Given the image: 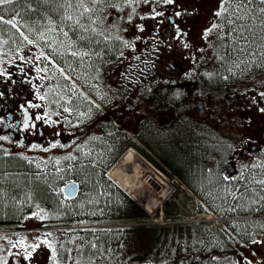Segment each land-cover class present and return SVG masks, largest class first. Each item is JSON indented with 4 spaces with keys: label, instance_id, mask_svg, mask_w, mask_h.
<instances>
[{
    "label": "flooded vegetation",
    "instance_id": "flooded-vegetation-1",
    "mask_svg": "<svg viewBox=\"0 0 264 264\" xmlns=\"http://www.w3.org/2000/svg\"><path fill=\"white\" fill-rule=\"evenodd\" d=\"M73 12L74 10L68 11L70 14ZM175 17L176 26L165 24L166 21H164L163 28L171 32L172 29H176L180 19L178 15ZM128 44V37L109 34L105 27L103 31L91 32L89 36L86 33H76V48L88 46L94 51L101 52L95 57L99 56L102 62L109 65L106 72L98 75L88 87L89 95L93 99L87 102L92 106L90 108L84 99L72 100L66 107L63 100L58 101L49 92L46 93L38 87L41 83L40 74L35 76L32 71L29 72L32 60L27 59L25 55L21 57L22 64L13 60L17 66V76L22 81L21 83L10 81L13 76L8 70L9 61H3L8 76L4 77L0 73V80L4 79L6 84V87L0 86V137H6V139H0V150L3 151L5 157H25L30 162L46 163L48 167L46 171L53 170L54 164L65 165L67 161L74 162L76 168L90 165L104 171L130 144L136 145L142 152L145 149L152 152L143 141L146 128L172 126V129H175L173 139L179 136L181 130L192 129L196 131L197 138L194 144L201 146L202 150L204 147L207 149L219 145V155L223 156L219 181L226 187L225 195L205 197L206 204L215 208L221 206L225 196H229L234 185V182L232 184L226 182L243 175L244 179L239 184L241 194L239 204L243 207L254 206L255 203L244 201V197L250 191L264 189V110L254 112L255 117H252L249 125L250 131L245 133L244 137L235 138L238 135V131L235 130L239 125L237 122H230L226 125V129H223V122L215 124L211 121L212 103L207 99L206 94L203 96L206 91L199 89L200 77L195 74L198 68L196 59H191L190 63L185 64L182 54L178 55L179 59L174 56L172 59L164 60L165 54L163 53L161 59H158L161 67L159 71L156 67L158 72L153 76L166 81L157 82L156 86L168 88L164 90V93L168 94L172 101L177 100L179 104L177 107L173 106L159 111L158 120H154L144 113L145 100L149 98L156 101L158 91L152 89L146 93L143 73L139 71L133 75L125 73V68L128 69L127 60L140 55V52L130 55L125 51ZM201 44L197 43V46ZM166 51L171 52L172 50L167 49ZM165 67L170 68L171 71L168 72ZM34 105H39V107ZM187 108L190 109L191 114H195L192 113L193 109L195 112L199 110L202 119L188 114ZM37 116L42 118L36 119ZM211 136L214 138L217 136L220 143L218 144ZM187 137L189 136L184 137L186 141H188ZM98 139L106 140L111 145L110 152L101 160L98 159V155L107 145H102ZM188 143L194 145L192 141ZM226 143L229 144L226 145ZM97 145L103 146L99 153ZM86 148L89 150V156L84 153ZM225 150H227L226 153ZM211 169L213 167L208 165L207 170ZM110 171L108 175L113 179ZM43 173L45 172H31L32 175ZM73 175L81 185L82 181L74 171ZM52 192L59 199L62 198L58 190L53 189ZM33 200L24 203L23 207L25 209L30 207L34 204ZM39 203L45 207L49 206L48 202ZM20 224H23V221L16 223V225ZM25 237L27 241L22 244L26 249L25 254L17 255L18 251L14 249L20 245L21 239L17 242L13 234H0V264H79V253L83 252L84 255L96 253V251L74 249L72 254V250L65 249L63 243L54 250L51 248L53 241L47 236L31 234ZM34 245L38 249L30 252L31 255L28 256L27 251L33 249ZM39 246L44 247L40 252H38ZM45 249L50 254L44 252ZM94 262H96L95 258L83 263L93 264ZM105 264H108V261Z\"/></svg>",
    "mask_w": 264,
    "mask_h": 264
},
{
    "label": "trees",
    "instance_id": "trees-1",
    "mask_svg": "<svg viewBox=\"0 0 264 264\" xmlns=\"http://www.w3.org/2000/svg\"><path fill=\"white\" fill-rule=\"evenodd\" d=\"M200 2L204 3L203 0H195L188 5L189 15L182 22V27L188 26L191 29L192 26V29L196 28L198 32H202L207 25L208 20L206 21V18L209 14L213 16L211 18L212 22L220 18L218 15L219 10L224 7H222L220 0H214L205 15H200L202 12L198 7ZM253 2L258 8H264V4H261L260 0H253ZM75 6V0H12L10 4L0 5V17H2L0 19V29L7 32L11 31L10 24L4 23L9 19L14 20L15 24L18 25H25L26 23L46 25L49 21L61 22L67 18L68 11L75 9ZM261 17H264V15L254 17L251 20L248 19L251 23L245 24H241V21L245 18L232 19L233 21L228 18L225 22L228 28L238 27L242 31L244 30L246 35H248L247 33L258 35L255 39V52L249 53V56L241 62L246 70L232 81L233 83H240L230 84L227 81H218L216 77L212 78L210 76L199 79V89L206 91L203 96L206 94L207 99L213 104L211 121L215 124L222 122L223 117L221 115L223 114L221 112L225 111L230 115L233 113L231 120L239 124L238 127L241 131H243V124L246 126L244 129L247 132L250 131L249 125L252 122V117H255L254 112L258 110L245 104L239 106L236 110H226L229 109L226 108L221 111L219 107L215 106L213 93L219 92L220 95H223L226 89L235 86L264 89V54H260L261 52L256 53L258 50H264V24L252 22H259L262 20ZM197 22L198 24L193 26ZM211 37L216 42L220 40L223 42L218 34L211 33ZM197 43L199 45L201 40ZM224 49L227 48L224 47ZM171 50V52L163 51L165 54L164 60L181 55L180 49L171 48ZM160 67L161 64L157 66L158 71ZM165 69L168 72L171 71L170 68L165 67ZM156 90L158 91L155 97L157 100L147 98L144 109L145 115L154 120H158L159 111L173 106L177 107L179 104L177 100L172 101L169 95L164 93V90L168 89L156 88ZM191 98L194 100L192 94ZM189 110L187 108L188 114L196 115L198 118L200 117L199 119H202L199 110L195 112L193 109L192 113L195 114H191ZM195 132L192 129H184L180 131L179 136L172 139V132L164 133L160 127L146 128L143 133V141L146 147L170 169L173 175L184 181L199 197L205 199V197H213L218 194L224 196L226 187L219 181L223 156L219 155L215 147L211 146L207 149L204 147L202 150L201 146L194 144L197 139ZM186 135L189 136L187 137L188 141H192L194 144H188V148L194 146L197 149L196 151L190 149L188 151L184 146L188 142L184 139ZM171 140H173L172 144H170ZM180 141L182 144L179 143ZM190 151L193 153L189 154ZM226 152L227 150H225ZM208 165H211L213 169L208 171ZM73 170L75 175L82 181V192L71 202L60 203L61 200L53 194L52 190L56 187V184H60L62 180L71 175L70 171L67 170L57 175H32L31 172L34 171V168L25 160L16 157H3L0 153V224L6 223L10 226L17 223L23 215L24 203L33 200L35 197L34 204H39L42 201L49 203L47 207L51 211L50 218L60 226H69L74 219L81 215L89 219H120L126 221L148 218L146 210L121 187L104 175L99 168L84 165ZM226 183L231 184L232 182ZM179 199H186L188 202L193 203L192 198L185 192L178 195L176 205L179 203ZM244 201L256 203V205L255 207L253 205L251 207L247 206L248 208L240 207L236 213L246 216L250 213L260 212L262 211L261 204L264 202V191L255 189L253 192L246 194ZM225 203H227L226 196L224 204L216 210L221 211L226 206ZM185 212H188L186 208L183 210L180 206L176 207L174 204L172 212L167 211L166 217L172 218L175 214ZM137 225L136 227L125 226L121 229V233L111 236L107 235L110 233L107 231H95V234L100 236V243L96 242L97 244H95L93 240H88L84 250H103L101 243L108 240L113 244L112 250L118 252L117 255L113 254L112 256V264H264V250L257 247L262 245L263 241H251L261 235V222L255 219L240 220L238 224L232 226L240 235H243L240 240L227 237L226 229L223 228L213 231L215 233H211L209 239L206 240L204 232L207 228L203 222L200 225L184 222H166L161 225L141 222ZM72 232L74 234L79 233L74 230ZM115 232H118L117 229ZM90 237L93 238L95 235ZM133 243H137L132 247V250L137 253L127 255L124 250L127 249V244L132 246Z\"/></svg>",
    "mask_w": 264,
    "mask_h": 264
},
{
    "label": "rangeland",
    "instance_id": "rangeland-1",
    "mask_svg": "<svg viewBox=\"0 0 264 264\" xmlns=\"http://www.w3.org/2000/svg\"><path fill=\"white\" fill-rule=\"evenodd\" d=\"M195 0H175L173 1V6H175L176 9L181 8H188V5L190 3H193ZM204 3L200 2L199 6L202 10L200 15H205L207 10L209 9V6L214 2V0H203ZM229 7L226 8L225 11H230L232 9V4L235 2H232V0H228ZM76 4H80L78 6V9L83 13L84 17L80 20H76L74 17H69L73 21L70 22V24H67L63 21L58 22H51L49 21L48 24L43 25L41 24H26V28H22L18 30V28L13 27L10 25V27H13L16 29V32H20L19 36L23 42L22 47L18 43V37H15L14 39V46L13 47H7L6 44L4 45V39L3 37L0 38L2 41H0V71L5 70V68L1 69V67L4 65L1 61L2 59H8L10 56H15L18 54V50L20 51H28L30 54L36 53L40 56L39 60V67L45 71L47 78L49 80V83L46 84V90L51 89V95L52 97L56 98L58 101L63 100L65 102V106L68 107L70 102L72 100L80 101V95L82 97H85L86 100H88L87 96L89 94V85L92 83V81L98 76L106 72V70L109 68V65L105 62H102V60L99 58V56L95 57L97 54H100L101 52L94 51L92 48L86 46H81L80 49L76 48L75 46V39H76V33H86L87 36L90 35L91 32L94 31H103V27L107 28V32H112L113 35L119 37H127L129 36V48L128 53H132L131 55H135L136 52H140V55L136 58L138 62L141 63V61L144 59L143 66L146 68L151 66V62L149 61V57L152 53L156 51L157 54H162L164 49L157 50L155 47L156 42H151V37H154L155 39L158 37H163L164 39H168V36H173V33L170 32H160L158 29V26L161 21V15L164 12V7L166 5L165 0H85V1H77ZM184 6V7H183ZM247 7V5L245 4ZM249 8V7H247ZM255 8V6H254ZM249 8L253 12L250 14H247V18L253 19L255 14H262V11L260 8L254 9ZM104 9H107V12H104ZM243 8H239V10H244ZM187 10V9H186ZM226 12H224L225 14ZM160 15V16H159ZM189 15V14H188ZM221 16L223 15L220 14ZM229 16V14H227ZM210 14L207 16L206 21L210 18ZM220 19L213 22L209 27L206 28V30H202V32H198L196 28L191 29L188 31L190 34L188 37L183 38L181 35L178 37L175 36L176 40H174L172 43L170 39H168L167 42H164V46H170L172 49H178L177 47L181 46V52L183 55V62L185 64L190 63L191 59L193 58H200V50L197 47V42L199 40L197 39H204V37L208 38V44H206L204 47L206 48L203 54L201 56V67L206 70V78L208 76L210 77H216L218 81L222 80V82L227 81L230 84H238L233 83L239 74L242 75L244 73L245 66L241 64V62L247 58L249 53L255 52L256 48V37L258 35L256 33H252L248 35L245 34V31L241 30L238 27H231L228 28L225 25V22L223 21L224 16ZM68 21L69 19L66 18L64 21ZM63 22V23H62ZM91 22V24H90ZM251 23V21H248V19L242 20L241 24L245 23ZM262 24H264V20L259 21ZM194 24L193 26L197 25ZM78 25V27H77ZM21 25H19L20 27ZM102 28V29H101ZM96 29V30H94ZM240 29V30H239ZM264 30V26H263ZM90 33H88V32ZM88 33V34H87ZM211 33L218 34L220 38L223 39V42L218 41L216 42L214 39L211 38ZM138 36V40H135V37ZM243 36V37H242ZM183 38L178 40L179 38ZM30 41V49H28L25 46L24 41ZM217 40V39H216ZM186 41V42H185ZM189 43L191 44V47H185V44ZM255 45V46H254ZM48 47L52 48L53 51L56 53V55L59 57L61 61L56 60L53 55L49 52ZM72 47V48H71ZM227 48V49H224ZM73 48H75L73 50ZM33 50H38L37 52H33ZM208 51V52H207ZM261 52V53H260ZM256 53L264 54V50H258ZM230 55V56H229ZM145 57V58H144ZM218 58L217 60H214ZM222 59L224 62L227 63V65H222ZM134 61V59H132ZM108 61V60H107ZM12 68H16V66L11 63ZM190 68V67H189ZM247 68V66H246ZM32 69V67H31ZM194 69V68H191ZM199 72H201L200 69H197ZM195 70V72L197 71ZM3 72V71H2ZM4 77H6L4 75ZM15 82L14 80H12ZM2 85L5 86L4 83L0 82ZM81 89V90H80ZM256 87L250 89V88H243L240 86H235L231 89H226L223 92V95H220L221 93L216 92L214 94V102L215 106L219 107L222 111V109L226 110H236L239 106L245 105V104H252L253 106L258 105L259 103L263 102L262 105L264 106V95L261 96V93L264 94V89H257ZM251 90V91H248ZM130 91V90H129ZM86 95V96H84ZM89 97V96H88ZM223 115L222 122L224 123L223 129H226V125L229 123V120L232 119L233 113L227 114V112L222 111ZM242 121V120H241ZM169 137V136H168ZM173 139V138H172ZM98 141L102 145H107L103 151L99 153V150L103 148L102 145H97L98 150V159H103L111 150V145L108 141L98 139ZM172 141H170V144H172ZM176 141V140H174ZM201 142V140H200ZM179 143L182 144L180 141ZM188 142L185 143V147L192 151H196L197 149L192 146L191 148H188ZM199 146V145H198ZM108 148V149H106ZM132 148V147H131ZM85 155L89 156V150L86 148ZM133 149V148H132ZM132 149H128L127 147L121 151L117 158L115 159L116 163L114 167L118 166L119 164H122L123 158L129 153L132 152L133 159L130 162V164H127V170L129 172H133L134 169L136 171L141 172L140 179H143L147 182L145 184L144 192L142 197H137L136 195H133V193L130 191V189L125 190L127 193H129L135 201H137L147 212L148 218L144 220V223H152V224H165L166 222H184V223H194L198 224L203 221L209 224V222L213 223L215 217H219L221 221H227V213H224V215H216L212 214L211 216L208 214H204L200 211V209H196L195 207L192 208V206H189L190 203L185 200L179 199V203L176 205V199H178V195L182 192L187 193L190 195L191 198L197 199L196 195L188 188V186L178 177H173L171 175H168L166 172H164L162 169L156 167L153 163L150 162L146 156H144L142 153L140 154L138 151H134ZM219 145H216L215 150L218 151ZM109 150V151H106ZM189 152V154H192L193 152ZM184 153V151H183ZM187 153V152H186ZM187 155V154H186ZM188 156V155H187ZM215 156V155H214ZM35 167L39 170V164L40 162H33ZM59 165L60 167H64L60 164H55L56 166ZM72 165V164H70ZM126 166V165H125ZM67 168V166H66ZM112 169V168H111ZM50 172V170L48 171ZM150 177V178H149ZM163 179L160 180V183L158 186H154L151 182L153 179ZM151 181V182H150ZM114 182V181H113ZM147 185V186H146ZM121 187L123 185H120ZM125 186H123L124 188ZM239 193L238 190L236 192H233V196L228 199V202H232L233 197ZM152 194L151 196L155 198L156 205L155 207H152L150 205L146 204L147 201V195ZM160 195H164L163 199L160 197ZM136 196V197H134ZM160 197V198H159ZM174 204L176 207H181V209L184 210L186 208L188 212L185 213H178L175 214L174 217L168 218L167 211L172 212V208L174 207ZM264 212V210H263ZM41 216L39 218L43 219L44 221L49 222L50 215L45 214L41 212ZM264 215V213H263ZM28 218V219H27ZM49 218V220H48ZM227 219V220H226ZM264 220V218H263ZM221 221H219L221 223ZM33 221L30 220V213L26 214L23 219V224H33ZM142 222V221H141ZM47 224V223H46ZM55 225L58 226L54 222ZM44 225V224H43ZM92 225V224H91ZM76 226L78 228H75L76 231L79 233L77 235H71L69 233H73L71 230L72 228H62V227H52L49 228V230H44L42 233L40 231L33 232L34 236L43 234V236H47L49 240H52V249L56 250L59 248V245L61 243H64V247H66V243L69 241L72 244V247L79 246L80 250H84V247L87 245L88 240H93V243L97 244L100 243L99 237L96 236V232L94 230H89L87 227L91 226ZM132 226L136 227L138 226L136 222L132 221L131 223L126 222V224L122 221H115L114 223H97L94 224V227L96 229H108L111 230V235L119 234L121 233V229L124 228V226ZM210 228V226H208ZM7 229H10L6 227ZM117 229V233L115 230ZM113 230V231H112ZM120 230V231H119ZM231 236L236 237L237 234L234 232V230H229ZM19 233V232H17ZM31 232H25L22 231L20 234L16 235L13 234V237L16 236L17 242H20V245H18L16 248L19 251L18 255L23 254V242L27 241V237H25L24 234H30ZM50 233V235H48ZM92 235H95L94 238L90 237ZM110 236L109 234H107ZM135 235V232H134ZM206 237V235H205ZM263 241L262 245H258L257 247L262 248L264 250V239L261 238ZM257 241V240H255ZM97 242V243H96ZM137 243L127 244V249L124 250L127 252V255H132L137 253L135 250H132L133 246H135ZM49 245V244H48ZM51 246V245H50ZM44 247L39 246L38 252H40ZM51 248H48L51 250ZM30 251H27V254ZM44 252L47 254H50V252L45 249ZM74 250L71 251L73 254ZM99 250L96 251L95 254H98ZM5 253V252H4ZM124 253V252H123ZM83 254V255H81ZM117 255L118 252L115 251L112 253ZM120 254V253H119ZM121 255V254H120ZM83 252L79 253V264L83 262H87L88 258H86ZM124 257V256H123ZM103 262H107L108 260H102ZM59 262V261H58ZM99 263V262H98ZM64 264V263H63ZM70 264V263H69ZM93 264H97V262H94ZM101 264V263H100ZM108 264H111L110 261H108Z\"/></svg>",
    "mask_w": 264,
    "mask_h": 264
},
{
    "label": "bare ground",
    "instance_id": "bare-ground-1",
    "mask_svg": "<svg viewBox=\"0 0 264 264\" xmlns=\"http://www.w3.org/2000/svg\"><path fill=\"white\" fill-rule=\"evenodd\" d=\"M132 159H133L132 152H129L123 158L122 164L121 165L119 164L118 166L111 169L110 174L113 177V180L117 184L125 186L124 188H126V189H130V191L133 193V195H136L137 197H142L144 195L143 194L144 188H145L144 183H147V182H145L146 179L143 180L144 178L140 179L141 172L136 171V169H134L133 172H129L127 170V167H128L127 164H130ZM160 180H163V179H160V178L159 179H153V180H151L153 182H151V181L150 182L154 186H158L160 183ZM151 195L150 194L147 195L148 199L146 201V204L150 205L152 207H155L156 201H155V198L152 197ZM136 196H134V197H136ZM163 196L164 195H162V196L160 195V197H162V199L164 198Z\"/></svg>",
    "mask_w": 264,
    "mask_h": 264
},
{
    "label": "snow or ice",
    "instance_id": "snow-or-ice-1",
    "mask_svg": "<svg viewBox=\"0 0 264 264\" xmlns=\"http://www.w3.org/2000/svg\"><path fill=\"white\" fill-rule=\"evenodd\" d=\"M260 2H261V4H264V0H260ZM10 3H12V0H0V5L10 4ZM165 3H167V4H171V3H173V0H165ZM261 11L264 12V8H262ZM178 15H179V13H178ZM218 15H219V13H218ZM0 19H2V17H0ZM4 23L10 24V25H12L13 27L16 26V25H15V21H14V20H11V19L4 21ZM262 95H264V94H262ZM40 98L43 99L44 97H40ZM34 106H35V107H39V105H34ZM65 111H67V109H65ZM41 118H42V117H40V116H37V117H36V119H41ZM25 124H26V126H27V120L25 121ZM0 139H6V137H0ZM225 179H228V177H225ZM48 235H50V233H49ZM45 243H47V241H45ZM35 247H36V246L34 245V246H33V250H35ZM27 255L30 256L31 253L29 252ZM26 258H27V257H26Z\"/></svg>",
    "mask_w": 264,
    "mask_h": 264
},
{
    "label": "water",
    "instance_id": "water-1",
    "mask_svg": "<svg viewBox=\"0 0 264 264\" xmlns=\"http://www.w3.org/2000/svg\"><path fill=\"white\" fill-rule=\"evenodd\" d=\"M171 20L173 21V18L171 17ZM64 195L68 198H74L77 196L79 191V184L76 181H69L66 183L63 187Z\"/></svg>",
    "mask_w": 264,
    "mask_h": 264
}]
</instances>
